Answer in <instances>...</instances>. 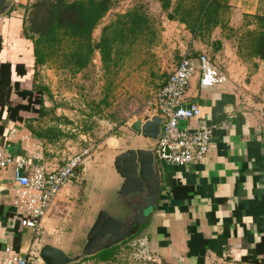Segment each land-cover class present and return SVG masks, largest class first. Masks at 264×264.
Segmentation results:
<instances>
[{"label": "crops", "instance_id": "crops-1", "mask_svg": "<svg viewBox=\"0 0 264 264\" xmlns=\"http://www.w3.org/2000/svg\"><path fill=\"white\" fill-rule=\"evenodd\" d=\"M30 1L14 0L9 11L0 15V64L11 62L13 80L20 81L23 88L31 89L38 83L47 85L53 70L49 63L36 69L33 42L24 31ZM197 1L200 2L172 0L169 11H165L161 1L157 0L161 10L171 11L174 16L165 15L164 44H161L160 54L163 76L158 88L187 50L195 58L202 52L208 53L227 72L228 81L202 88L199 74L193 77L185 103H197L201 115L190 120L189 126L192 130L198 129L201 123L211 126L212 148L206 157L188 166L161 165L162 192L141 239L153 254L172 264H254L243 258L248 255L261 257L257 245L264 237V120L261 113L264 109V60L240 55L238 33L227 35V26L205 25L199 32H193L187 22H192L196 12L193 15L188 12L198 5ZM236 2L241 12L226 17V20L221 15L222 24L223 20L226 23L230 20V27L240 28L247 24L246 17L264 15V0ZM178 6L181 9L176 14L174 10ZM95 61L102 63L99 53ZM19 63L26 65L27 75L17 74ZM16 97L13 95L14 99ZM49 101L46 97L47 107ZM24 116L29 114L24 113ZM0 124L4 127L0 150L30 158L40 151V140L32 136L25 122L10 121L6 112ZM137 137L138 143L126 149L144 145L143 138ZM114 177L117 179V174ZM179 182L191 187L189 195H174L173 185ZM70 183L63 187L40 229L35 230L22 226L15 217L18 186L13 166L0 170V257L4 256L8 246L17 252H28L38 244V234L45 229H55L50 222L59 217L57 212L67 201L65 196L69 193ZM54 224L56 228L64 225L62 221ZM46 243L60 246L55 241ZM15 245L20 246L19 250Z\"/></svg>", "mask_w": 264, "mask_h": 264}, {"label": "rangeland", "instance_id": "rangeland-1", "mask_svg": "<svg viewBox=\"0 0 264 264\" xmlns=\"http://www.w3.org/2000/svg\"><path fill=\"white\" fill-rule=\"evenodd\" d=\"M37 1L31 0L28 5V21L32 18L31 6ZM224 1H228L222 12L224 20L241 12L236 0ZM137 5H143L150 15L156 34L149 33L137 40L130 55L112 73H105L102 63L95 61L96 55L88 68L76 74L60 68L54 60L49 62L53 70L46 85L50 91L46 94L50 99V111L46 117L31 124L37 130L50 126L59 128L64 135L52 141L40 140L39 150L46 163L54 164H62L72 155L87 149L89 153L72 178L69 193L65 196L67 201L57 212L59 217L50 222L55 229H45L38 234L36 248L55 241L70 254L81 250L99 200L105 188L113 184L114 157L126 147L138 143L131 124L137 119L147 120L151 113L150 102L163 76L160 56L161 44H164L163 24L167 20L165 15L171 11L165 13L161 10L157 0H116L115 6L95 29L93 37L98 40L106 24ZM224 20L227 35H239L246 28L245 24L232 28L230 20L227 23ZM246 20L250 24L247 28L257 27L256 22L251 23L255 18L246 17ZM59 221L64 224L62 228H56L54 224ZM131 239L121 245L113 261L91 257L74 264H172L153 254L141 239V233Z\"/></svg>", "mask_w": 264, "mask_h": 264}, {"label": "trees", "instance_id": "trees-1", "mask_svg": "<svg viewBox=\"0 0 264 264\" xmlns=\"http://www.w3.org/2000/svg\"><path fill=\"white\" fill-rule=\"evenodd\" d=\"M160 1L163 9L168 11L172 0ZM115 4L116 0H38L35 2L31 6L32 18L28 21L27 15L25 17L24 31L26 37L33 42L36 69L54 60L60 68L76 74L88 68L95 55L99 53L105 73H112L125 57L130 55L131 48L137 40L149 33L154 36L156 34L150 15L143 5H137L118 14L114 20L103 27L100 38L95 40L93 37L95 29ZM224 7H226L224 0H200L195 8H190L191 13L188 12L191 15L196 12L192 22H187L189 28L195 33L202 30L205 25L214 27L222 25L226 28L221 18ZM28 9L29 7L27 11ZM180 9L181 6L176 7L174 13L177 14ZM170 17H174L173 14H170ZM255 22L256 28H247L248 22L245 25L246 28L239 33L238 50L240 55L247 58L264 60V15H256ZM1 49L2 37L0 36ZM16 72L24 76L27 75L28 69L25 64L19 63L16 65ZM12 74V63L2 62L0 64V121L7 112L10 121L25 122L38 140L52 141L62 137L64 132L59 128L50 126L37 130L31 124L49 114L50 110L45 104L46 94H50L49 88L40 83L35 84L31 89L23 88L20 81L13 80ZM13 95L17 97L14 99ZM24 113L29 116L25 117ZM2 134H4V127L0 124V135ZM190 189L189 185L184 186L180 182L173 185V193L176 197L189 195ZM131 238L122 244H126ZM122 244L104 249L91 257H96L100 261H113ZM15 248L19 250L20 246L15 245ZM257 250L261 257L254 258L248 255L243 260L254 264H264V237L258 243ZM91 257H86L84 260Z\"/></svg>", "mask_w": 264, "mask_h": 264}, {"label": "built area", "instance_id": "built-area-1", "mask_svg": "<svg viewBox=\"0 0 264 264\" xmlns=\"http://www.w3.org/2000/svg\"><path fill=\"white\" fill-rule=\"evenodd\" d=\"M196 74H199L202 88L228 81L227 72L208 53L202 52L195 58L187 50L150 102V116L160 113L167 117L155 148L161 165L188 166L206 157L212 148L211 126L201 123L196 130L189 126L190 120L201 115L197 103H185L188 88ZM261 113L264 120V109ZM88 153V149L84 150L69 157L64 164L53 166L44 161L40 151L30 158L0 150V170L10 166L14 168V179L18 186L14 200L15 217L22 226L40 229L56 198L82 167ZM39 251L40 248L32 247L22 253L8 246L4 256L0 257V264H44Z\"/></svg>", "mask_w": 264, "mask_h": 264}, {"label": "water", "instance_id": "water-1", "mask_svg": "<svg viewBox=\"0 0 264 264\" xmlns=\"http://www.w3.org/2000/svg\"><path fill=\"white\" fill-rule=\"evenodd\" d=\"M13 3L0 0V15L6 14ZM166 120V116L154 113L147 120L137 119L131 124L145 143L114 157V174L118 177L113 175V184L105 188L81 250L70 254L60 246L45 243L39 253L44 264H74L122 244L147 225L162 192L163 169L155 148Z\"/></svg>", "mask_w": 264, "mask_h": 264}, {"label": "flooded vegetation", "instance_id": "flooded-vegetation-1", "mask_svg": "<svg viewBox=\"0 0 264 264\" xmlns=\"http://www.w3.org/2000/svg\"><path fill=\"white\" fill-rule=\"evenodd\" d=\"M143 229H144V228H143ZM143 229L141 230V232H140V233H142V232H143ZM140 233H138V235H139ZM136 236H137V235H136ZM136 236H134V237H136ZM134 237H133V238H134ZM131 240H132V239H131Z\"/></svg>", "mask_w": 264, "mask_h": 264}]
</instances>
